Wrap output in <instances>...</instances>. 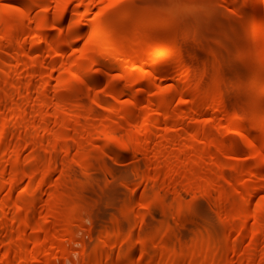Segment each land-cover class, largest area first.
I'll use <instances>...</instances> for the list:
<instances>
[{
	"label": "rangeland",
	"instance_id": "374dc122",
	"mask_svg": "<svg viewBox=\"0 0 264 264\" xmlns=\"http://www.w3.org/2000/svg\"><path fill=\"white\" fill-rule=\"evenodd\" d=\"M38 1L39 2H37L34 5L33 9L30 11L31 12L30 18H28L26 21L27 24L31 25V30L29 29V32H27V34H25L26 32L25 33L21 32V34H18L16 38L13 40H3L2 42H0V72L1 73L4 72L5 75L8 77V79L13 80V81L18 80V82L20 81L22 83H27L29 82L28 81L29 79L30 81H32L35 78L34 81L36 80L38 83L39 82L44 83L45 80H48L46 78L49 76L48 74L49 68H46V67L52 66L53 69L55 70L53 71V77L55 76L54 77L55 83L56 81L57 82L59 81L58 79L62 80V77L64 76H67L68 78L70 77L69 78L70 80L71 79V73H69L70 71L73 72L72 76L74 75L71 80L72 81L73 79L75 80V77L77 80L78 75L76 76V72H77L76 68H79L80 70L83 68V64H84L83 54L86 52V50L87 52L90 51V47L92 45V41L94 38L99 40L93 44L95 48L97 46L99 47L106 46L109 49H111L114 53H118L119 51H121L123 47H125L128 44V41L133 40V39L139 40V44L135 46L134 50L140 51L143 48L148 49L150 51L156 50L160 56L164 57L163 60L161 61L162 64H164L170 69V70L168 69L167 71H164L165 72L164 75L162 74L163 72L161 73L162 76H165V77H162L161 74L159 75L157 74L156 77L158 76V78L155 77L156 80H154L155 78H153V81H157L156 82L157 84L155 83V85L158 86V89L154 85L155 88L152 87L153 89V90L151 89L152 91L151 90H149L148 92L142 91L141 93H139V91H141L142 89V86L139 84L138 85L135 84L132 86V90H133L132 93L120 94L118 98H115L112 95H109V93L111 92H108V93L105 92L106 91L105 85L107 86L108 83L110 82L114 83L115 86L124 85L125 80L129 79L128 74L126 72L127 70L130 71V69L131 70L135 69L136 72L135 71L134 72L137 73L139 76H141L143 79L147 76V70L149 69L148 64L142 65L139 62L129 60L131 58H127V60L124 61V64L126 65L125 67L127 68L130 67V68H128L125 72L123 68L122 69L121 68L105 69V65L103 63L102 65L100 62H94L93 64L90 65L91 69L96 74L99 75L100 86L97 87V90H99V92L101 91L100 94H103L105 92L106 98L107 96H109L108 99H110L112 103H114L113 107L118 109V111L116 112H118L119 115L121 113L125 114L126 111L129 110V109L126 110V108L123 109V107H125L127 104H128L127 106L130 105L132 107H135L139 113L143 112L144 109L145 111H147L148 108L146 107L149 104L148 106L149 109L152 108L150 109V111H153L154 109V112L157 113L158 112L157 109L159 110L158 108L159 105L157 107L155 104L154 105L151 104L150 100H153L154 98H157L159 96L158 95L160 94L159 90L163 91L165 89V91H163L165 93H162V92L161 93L166 94V92H168L169 89L173 87L172 84L174 86L175 84L176 85L178 84L179 86L180 80L181 82L184 81L185 86H187L186 88H188L190 91L189 93H186L183 95V99L185 98L188 100L192 98V95L194 92L196 93V96L195 95L193 96L200 98L202 101L197 103L196 105H194L193 103L192 104L190 103L191 105L189 106L191 107L189 108L191 109L196 108V110L192 109L194 111L193 112L189 109V111L192 112L191 115L186 114L189 116L185 115L186 117L183 116L180 118L182 122L186 123L185 125L182 123V126L184 127V129L186 130L189 129L190 135L193 137L190 138L188 136L189 132H186V130L184 131L183 129L182 133L184 132L186 133L183 134L184 136L179 137V140H180L179 142L181 145H179L178 140H177L178 144L175 143L174 144L175 146H172L173 149L172 148L170 149H172V151L176 149L177 151V152H175V150L173 151V155H175V157L173 156L174 163H175L176 161H178V158H179L177 155L179 152L177 149L179 147L177 148V146H180V148H183L182 146H184L187 143L188 139L189 141H195L194 138L200 139L201 141H199V143L198 141H196V149L193 152L189 153L188 155L187 154L183 155V159H182L183 162L189 163L193 159L192 153L195 152L196 154L194 153V155L196 156L197 153L200 154V152L204 153L205 151H207L209 147H211L212 151L215 152L217 149L216 147H219L220 150L218 149L216 154L213 153V156L216 158L215 160H217L218 158L219 160L221 159L220 162L219 160L217 161L220 164L222 163L225 174H222V172L220 173L221 168L220 169L216 168V166L214 168L215 170L213 169L211 170V172L214 171L215 172V173L213 172L214 175L219 176V180L224 185L222 191L225 196L222 202L220 203L218 200L219 199L218 192L213 191L214 193H212V196L208 197L205 192L196 189L195 191L191 192L190 194L186 196V200L184 204L186 205L187 203L190 202L189 205H192V203L195 205L196 203L197 204L199 203L202 208V209L200 208V210L201 211L203 210V213L206 212L207 214H210L214 222H216V224L218 225V230L220 231V239H221L220 242L221 243L217 251L218 254L217 256H215V258L220 256V258H222L221 264H233L231 262L234 259H237L240 262V263L237 262L236 264H259L260 262H262L261 261L262 259L260 260V258L262 257V254H263L262 251L264 250V246L262 245L264 243V240L262 241V243L258 245L257 247L258 250L254 248L253 249L254 251H253L252 247L250 249V246H251L250 244L255 239L254 238L255 237L254 236V218L250 217L248 219V224L246 226V229H243L242 221L240 219V215L238 212V208L240 204L242 203V198H241L242 189L254 183L252 182V176H253L252 169L256 163V157L253 153V150L249 146V143L245 141V137L242 133L245 131L242 129V123L243 124L246 123L249 126L253 124V126L251 127H254V128L256 127L255 129L260 128V130L251 129L250 131L249 130L248 131L251 137L261 139L260 141L264 145V127L261 128L259 126H256L257 124L261 126L262 124H260V122L262 121L264 122V58L261 54H259L258 52L259 50H257L258 46H257V43H255L254 36H253V33H254L253 29L255 28L252 29V27H254L253 25L257 24V18L254 15L255 13H254V9L252 6V3L254 2V0H223L224 2L222 0L217 1L218 10H220L222 14H225V10L230 14L232 12L231 14L232 21L233 22L236 21L235 24H238L237 26L240 25L239 28H242L241 24L245 23V25L243 26V30L241 29V31H239L240 33L239 39L241 40H238L237 42H235V45H234L235 50L231 52L232 57H233L232 59H235L234 61L237 63V65H239L240 70H241L242 77L240 76L238 77V79L234 75L232 71L233 70L232 67L226 66L225 67L226 69L224 70L221 66L216 65L217 61L214 60L215 57L213 56L214 54H213V51H211V49H207L206 51L205 64L207 62L206 64L207 66L205 65L203 68H201L203 70L200 69L199 71L196 70L197 72H194L195 70L193 68H192L193 70H191V68H189L190 67L189 65L188 67L187 64H183L184 62L183 60H182L183 62H179L178 57L180 54H182L181 56L184 55L183 56L184 58L187 56V50L184 49L186 46L185 45L183 46L182 43L184 44L185 42H188V43H191L192 45H198V43L193 41L192 37L188 35V31L190 30V27L192 26L188 20L190 16H192L193 11L197 9L198 7H200L201 4L204 2V0H185L184 2L183 1L182 2L172 1L170 3H167L166 6L162 4H157V3L148 5V4H144L141 0H119L118 3H113V0H62V1L61 0H38ZM23 3H24L23 0H0V9L3 12L2 18L4 16V18H6L7 21L10 20V22L16 21V20L18 21V16L19 14H21L22 8L24 7L23 5L25 4ZM178 3L180 5H178ZM110 4L112 5L111 7L109 6ZM61 5L62 7L64 5H67L68 7L67 13L60 25L54 24L55 14H57V12L60 11V9L62 8ZM44 13L47 14V20L44 22L43 21L40 22L39 20L40 16ZM241 13H243L244 17L242 16ZM104 16L110 17V22L106 26H104L101 22ZM243 18L245 19L246 22H243ZM29 19L31 21H29L28 23ZM3 20L1 19L0 21V25H1L0 27L7 25L5 22V19ZM138 20H142V22H139ZM38 22L43 23V25H46L44 26L45 28H37L39 25ZM247 22L249 23V25ZM77 23L79 24V28L73 29L74 24H77ZM246 26L251 27V30H253L252 33H250L251 31H248V28ZM51 32L53 33V35H51ZM114 33H119V36H115ZM25 35L30 39H34V38L43 39L46 37L47 38L50 37V40L48 42L46 41L43 44L38 45V47L36 45H32V49L30 50L29 49L30 47L28 46L30 43L27 44L29 39H27ZM0 36H3V34L0 33ZM243 38L247 40V41L244 40L246 42V43L244 42L245 44L242 43ZM260 45L262 46V48H264V39L260 41ZM232 48L234 49V47ZM26 54H29V56L31 55L30 56L32 57L31 62H33L34 64L37 61L41 63V61L44 60L42 64L44 66L43 68L46 69L47 72L46 70L45 71L42 70L41 68L42 64L37 62L38 64H36V66L40 64V66L38 67H40L41 71L37 72L36 74H33L32 72L34 70L32 69L33 67L31 66L32 68H28L30 67V65L28 66L24 64V62H22L23 60H25L23 58H27L28 55ZM246 56L248 57L247 60H246ZM62 73H67V74H62ZM61 74L63 76H61ZM127 77L128 79H126ZM42 78H45V80L40 81V80H43ZM255 80H258L259 82L257 81L258 82L257 83L255 82ZM49 81H46V82H49ZM129 81H127L126 84H128ZM203 83L205 85H203ZM48 85L49 84H47V87L49 88L50 86ZM159 86H161L162 88H160ZM37 88L34 90V92L30 95L29 98H28L29 93L26 92L27 89L24 90V88H21L23 93L20 94L19 88L17 89L11 88L10 89L11 92L9 90L10 92L8 95L9 98L6 100L4 96L3 98L5 101L4 103L0 104V132H2L1 127L3 126V124H1V121L4 122L6 118H9V117L14 118L12 114V110H14V107L22 106L23 108L22 115L24 116V119H25V116L27 117L25 121L27 120L26 125H28L26 127H25V124L19 125V126L14 127L10 131L9 139H8L9 140L8 145H10L9 146L10 151L8 150L9 151L8 154L6 153V150H4L3 148H0V166L2 164L4 167L3 169H5L4 177L0 176L2 177V179H0L1 182L6 179H9L12 176L19 175V177H17L18 180L9 189L5 187L1 188L2 185L0 182V199L4 197L8 198L7 210H8V215H9L6 223H3L2 224L3 226L1 225L0 227V237L2 238L1 239L2 244L0 245V262L3 264L22 263L24 262V260H27V252L37 247H41V250L38 252V255H37V261H39V264H86L85 263L86 260L83 258V250H82L84 240L89 239L92 234L94 235L93 236L94 238L91 239V242H88V245H87V248H88L87 250H93L94 248L100 245L101 240H102V235L99 231L98 233L95 230L91 231L85 226H76L75 229L72 230V232L76 233L77 236L75 237V239L70 240V238L68 237V235L63 229L66 223L65 218L58 220L57 225L53 226L52 229L49 231H43L41 229H42V225L46 222H50L51 218L54 216L55 212L53 210V205L59 200L58 197L56 196L54 197L55 195L54 191L58 187V184H60L62 180H64L65 178L64 170L66 166L76 165L77 167H79L81 160H85L90 163L91 158L95 154L98 153V150H100V148L103 149V146L100 147V144L103 143L101 142L103 141V138H102L103 135H100V134H104V133L102 131L90 132L89 134L90 136H92L90 138L89 135L87 136L88 133L83 131L84 132V135H82L83 138L84 139L85 137L87 138V141L85 140L84 143L88 142V144H84L86 145V147L84 146H82L83 148L79 147L76 139H74L72 137L73 135H71V133L73 132L75 133L76 130L75 128L73 129V126L75 127L76 125L68 124L69 121L66 122L68 120L67 116H70L72 112L75 113L74 110L76 108L77 109L82 108V105H79L80 103L79 100L78 101L72 100V102L71 100H69V102L66 104L62 102L63 100L66 102L68 101L67 99H64L65 95L62 93H58V95L56 96L54 92L55 88H51L52 90L50 89L49 91H52V95L46 101L45 99H43V95H41L42 87L39 86V88L38 89ZM94 92L90 91L91 94L88 93L89 95L84 94L82 96L86 99V101L96 104L94 102L95 95H92V94H95ZM138 93L141 94V97L143 100H141V102L139 100V102L136 103L134 102V100ZM1 94L3 95V93L0 92V95ZM151 94H153L152 96L154 97V98L152 97V99L150 97ZM55 96L56 98H59L58 99L60 100L59 103H56L58 101L55 98ZM176 98L177 99L175 102V106H177V108L179 107V110L175 108L176 110L174 113L178 114L180 110L182 111L184 110L182 109L184 107L181 108V105L184 106L183 105L184 103L181 102L182 100L180 99V96L179 98L178 96H176ZM227 98H229V101H231L232 103L231 104L229 102L230 106H227V104L224 106L225 103L223 102V100L227 101L228 100ZM147 99L149 100V102L147 101ZM244 99H246L247 101L246 105L244 106V108L246 109L244 110L243 113H241L242 111L240 112L239 110H237V107L239 108L240 105L241 107L243 105L240 104L237 107H235L237 105L236 100L245 101ZM206 101H208V104H206ZM10 102H12V104H9ZM13 103H15V105ZM131 103H133V105H131ZM62 104H64V106ZM104 105L105 107H107L106 104ZM54 106L56 109L54 108ZM61 106L63 107V109L61 108ZM130 106L128 108H130ZM53 108L56 111L58 110V112H56L57 115L64 113L66 114V117L59 116L60 117L58 118L59 121H56L55 117L57 115L56 113H54ZM41 110L47 111V116L45 117L48 120L47 125L46 124L42 125L43 128L41 126H39L38 128L31 127L36 121L42 119V118H39L41 114ZM61 110H64L65 112L60 113ZM217 110L219 112H217ZM105 111L106 109L102 110V113H101L102 116H105L106 114H108V113H105ZM23 112L24 114L25 112L27 114L24 115ZM68 113H70V115H67ZM45 115L46 113L42 116H45ZM62 118L63 119L66 118V119L63 120ZM79 118L81 119V120L79 119L81 124L76 123L78 126L82 125L83 121L86 120V118L82 115H80ZM135 118H137L138 120L137 119L135 120ZM135 118L132 119L133 122L130 121V124L132 122L131 125L133 126L129 124L130 125L129 129L136 130V128L138 129L140 128V125H142L141 123L143 122L142 120L143 117H141V119L140 117H135ZM62 120H63V124H62ZM255 120H261V121L259 122ZM97 121H99L98 124L101 123L100 119H98ZM29 122H33V123L31 124ZM64 122H66L67 125L72 126V128L69 127L71 128L70 129L71 131L68 134L63 133V132L58 133L57 131V129L59 130L63 127L62 126L61 128H59L61 124L64 125ZM175 123L176 122L172 120L169 121V123H167L165 126L167 127V129L164 128V130L166 129V131H163V133L166 132L167 136H170V134L175 131V128L177 126V124ZM193 124H195L196 127H194ZM263 126H264V123H263ZM44 127H47V128L44 129ZM128 131L129 130L127 127L126 129L123 130V133H121L120 131L117 133L123 136V134L125 135ZM83 132L81 133L83 134ZM167 132L170 134H168ZM212 133L214 135V136L212 135L213 141L211 140V135H210ZM96 134L100 135V137ZM119 136L117 134V138H120ZM216 136L218 137L216 138ZM31 137L34 138L35 140L32 139ZM93 137L97 139L99 137V140L97 141ZM25 138L27 140H25ZM88 138L92 139L91 140L92 143L88 141ZM157 138L158 137L152 140L153 141L152 144L154 146H156L157 142L159 141L158 140L159 138L158 139ZM232 138H237L240 142L243 143L244 151L242 152H238V151L231 152L230 151L227 154L223 155L221 153L222 147L226 148V147L231 146L232 141H230V139ZM30 139L34 140V142L36 143L31 145L29 142ZM68 139L72 144V146L69 149L64 144V141H67ZM95 140L98 143L95 142ZM156 140L158 141L156 142ZM214 141L215 142L217 141V142L215 143ZM218 141H219V144H218ZM54 143H56V145L58 146V150H57L58 151L57 152L58 163L57 165L52 164L51 170L47 176L48 177L47 182L43 186H41L40 177L42 175V170L44 169V167L46 168L49 165L52 159V155H53L52 150L50 152L47 148L48 146L51 147ZM208 143L212 144L213 146L208 145V147H206ZM98 144H99V147H98ZM197 144L199 147L197 146ZM202 144L204 146V147L202 146L203 148L201 147ZM215 144H218V146H215ZM16 145L17 146L21 145L18 152L15 150L18 148ZM220 145H224V146H220ZM122 147L121 148L119 147L117 150L118 151L120 150V152L121 150L125 151L126 147L125 149L124 148L122 149ZM135 147L138 148V145L136 144L135 146H133V148L130 149L132 152L130 150L127 152L126 150V152L123 153L122 151V153L124 154L122 156L125 158H128L124 160L125 162L121 161L123 164L118 163V161L116 162V160H112V161L118 164L116 166H119V164H122L120 166H123L125 164V166L123 167H126V161H128L129 163L127 162V165L129 166L131 161L135 160L136 155L139 153V150L138 151L135 150L136 149ZM200 147L202 151L198 150L200 149ZM84 148L86 149V151L84 150ZM133 149L135 151H133ZM83 151H85L86 153ZM89 151H91L93 154ZM87 152L91 153V156ZM148 152H151V151H148ZM148 152H146L145 155L148 156L147 160H149L150 158L148 162L152 163L151 165L152 167L154 165V161H151V160L154 159V153L151 152L152 153L151 154ZM37 153H41L40 158H36L35 155ZM122 153L118 152V155L120 156ZM134 153L136 155H134ZM6 154L7 156L5 158ZM85 154H88L86 155L87 157L85 156ZM108 154L111 155V151L108 152L107 155ZM112 154L116 155V152L115 154L114 153ZM215 155L218 157H216ZM221 155H223V157H221ZM147 156H143V157L146 158ZM188 156L190 158H188ZM110 157L113 159L112 156H109V158ZM16 158H21L22 160H24V169H23L24 171L21 172L17 169ZM111 158H110V161H111ZM209 158H207L208 163L211 162ZM165 160L164 161L162 160L159 163L160 165L159 167L162 168L161 170L164 172L166 177L163 176L162 171H159V172H162L160 175H162L164 178H167L166 182H163L165 179L162 181L163 183H167L168 180L171 178V176H169V174L167 173L168 167L166 164V162L170 163V161L169 159H165ZM263 160H264V155H263ZM235 161L238 164H240L238 165L236 163L237 168H235V163H234ZM178 162H180V160ZM178 162L177 164L175 163L176 166L181 165V163H178ZM142 163H143L142 165H145L146 162L144 163L143 161ZM169 163L168 165H170ZM136 167L137 169L139 168V166H131L130 169L132 170L130 171L136 170ZM189 168H191V166H189L188 169H186L187 172H189ZM180 170L182 171L183 169L181 168ZM209 172L210 170H208L206 173H203L204 175L203 179H205V181L209 180L212 177L211 173ZM183 173H182V177L181 175L179 177L180 179L179 182L180 184L182 182L181 185H183L182 187H184V190H186L187 183L184 180L185 177H183ZM186 173H184V175ZM162 176H160L159 184L160 183L162 184L161 182L162 180L161 178H163ZM121 178L122 177H117L116 180L119 182L121 181L123 185V178L122 179ZM116 180L114 179L113 183L109 182L110 185L114 184ZM148 180L149 181H146V182L139 180L140 183L138 181H136V183L134 182V187L138 183L141 186V188L140 186L135 187L134 188L135 190H133V183L132 185L130 184L131 186L128 188V192L126 193H129V192L135 193L136 191L138 195H135V198H137L136 196H138L139 198L140 192L144 190L143 184L144 183L146 184L147 182L151 183V179H148ZM29 183H33V187L35 191L32 194H26L24 196L25 202L23 201L24 202L23 204L26 206H28L29 204L31 205L27 209V212L31 219H33L34 217H37V221H36L37 223L35 224V228L25 230L23 228V223H21L22 218L17 215L18 209L16 208V206H14L13 201L18 196L19 194L18 192L24 189ZM116 183L114 185H117L118 192L121 193L122 185H120L121 183H117V184ZM195 183H194V186L196 187ZM101 184H102L101 186H103L105 182L101 181ZM114 185H111V186H114ZM166 185H168V183ZM123 187L125 186H122V189ZM86 188L89 192L91 191L94 192L95 190V188L92 189L93 187H91V185H88ZM125 191H124V194H125ZM150 193H153V192H150ZM170 194H172V192H170L169 195ZM119 195H121V198L125 196V195H122V193ZM170 197L171 196H169V198ZM135 198L133 199V201H130L129 203L130 206L128 205V209L132 207V211H134L133 213H135V210L137 209V205H138V203L136 205L135 204L136 202H134L136 200ZM260 198L261 196L259 194L253 195V198L250 200V204L253 205L251 206L252 208L255 205H257V202L259 203V201L261 200ZM199 204L198 206H200ZM188 207H191V206H188ZM188 207L187 205L185 206V208H188ZM132 211L130 209L131 213ZM110 214H111V210L109 209L108 212L105 214L106 215L105 217L108 218ZM0 215H1V210H0ZM2 218L4 219L3 216L0 217V219ZM84 218H86V216H84ZM9 220H11V223ZM105 223L107 224V222ZM11 224L13 225L11 227L12 230L11 228L8 227V225L11 226ZM138 227L139 225L136 226L137 228L136 232H139ZM30 232L31 234L33 233L37 235V241L30 240L28 242L27 241L24 242L22 239L26 235H28V233L30 234ZM152 233L153 235H155V232H152ZM111 236H112V232H110L109 236L107 237L108 240H106V243H105L108 250H110L109 253L106 254L104 257V261L106 262V264H113L114 255L120 253L118 252L119 250L116 248H119L121 246L117 247L116 245L112 244L111 240H109ZM204 240H205V243L203 242V244L206 245L207 239L204 238ZM175 241L177 242V239H174V242ZM177 243H174V244H177ZM128 244H130V246ZM128 244H127L128 246L126 245L127 247L125 246V244L122 245L126 249L124 250L125 256L121 258V261H122L121 264H135L138 258L140 257L141 247L140 246L138 247L136 245H131L133 244V242H129ZM19 247L22 249L21 260L20 261L7 260L6 257L8 255L9 256L12 255L14 248L19 249ZM67 247H72V251L70 253L71 260L65 258L63 254V251ZM124 247L121 249L119 248L120 251L124 249ZM164 249L165 248L163 249L158 248L154 252H151L150 255L147 254V256L146 255L145 256L146 258H151L153 260H156V264H158L160 261L162 262V259L163 260L164 259L166 260V258L168 259V257L164 258V253L167 251V250L164 251ZM255 251L258 252L259 253L258 256L259 257L261 256V257L258 259L259 262L257 261V263H252L251 262L252 260L250 258L251 255H249V253L251 254L252 252L256 253ZM187 258H188L187 256L186 258H184V255H183L184 260H186ZM31 264H35V263H31ZM90 264H92V262ZM116 264H120V263H116Z\"/></svg>",
	"mask_w": 264,
	"mask_h": 264
},
{
	"label": "bare ground",
	"instance_id": "6f19581e",
	"mask_svg": "<svg viewBox=\"0 0 264 264\" xmlns=\"http://www.w3.org/2000/svg\"><path fill=\"white\" fill-rule=\"evenodd\" d=\"M141 1L144 4H148V5L153 4V3H157V4H162V5L166 6L167 3H170L172 1H174V2L175 1H180V2L183 1L184 2L185 0H141ZM217 1L218 0H204V2L201 4V6L193 11L192 16H190V18L188 20L189 23L192 25L190 27V30L188 31V35L190 37H192V40L195 41L196 43H198V45H192L191 43H188V42H185L184 44L182 43L183 46L184 45L186 46L184 49L187 50V56L184 58L183 57L184 55L181 56L182 54H180L178 59H179V62L184 61L183 64H187V66L189 65L190 67L189 66L188 67L191 68V70L194 69L195 70L194 72H197L207 64V62L205 64L206 51H207V49H211V51H213V54H214L213 56L215 57L214 60L217 61L216 65L221 66L224 70L226 69L225 68L226 66L232 67L233 68L232 71L238 79V77L241 76V70H240L239 65H237V63L234 61L235 59H232L233 57H232L231 52L233 50H235V46H234L235 42H237L238 40H241V39H239V34H240L239 31H241V29L243 30V26L245 25V23H243V22H246V21L243 18V22H242L243 24L240 23L242 28H239L240 25L237 26L238 24H235L236 21L235 22L232 21V15H231L232 12L230 14L225 10V14H222V12L220 10H218ZM23 2L25 4L23 3L24 7L22 8L21 14H19V16H18V21L16 20V21L10 22V20L7 21V19L4 18V16L2 18L3 12L0 9V21H1V19L2 20L5 19V22L7 24V25L0 27V33L3 34V36H0V42H2L3 40H13L16 38V36L18 34H21V32L22 33L26 32L25 34H27V32H29V29L31 30V25L27 24L26 21L28 18H30V15H31L30 11L33 9L34 5L39 1L38 0H23ZM223 2H221V3H223ZM179 3H178V5H180ZM252 6L254 9V13H255L254 15L257 18V24L253 25L254 27H252V25H251L252 29L255 28V29H253L254 30L253 36H254L255 43H257V46H258L257 50H259L258 51L259 54H261L264 58V48H262V46L260 45V41L264 39V0H254V2L252 3ZM61 7H62V5H61ZM67 8H68L67 5H64L60 9V11H58L57 14H55L54 24L60 25L62 23L65 15L67 13ZM226 12H227V14H226ZM241 14L243 16V13H241ZM233 15H235V14H233ZM39 20H40V22L46 21L47 20V14H45V13L42 14L40 16ZM29 21H31V20L29 19L28 23H29ZM138 21L142 22V20H138ZM7 22H9V23H7ZM40 22H38L39 25L37 28H45L44 26H46V25H43V23H40ZM101 22L104 26H106L110 22V17L104 16L102 18ZM248 25H249V23H248ZM249 27L250 26L247 27L248 31H251L250 33H252L253 30H251V27L249 29ZM78 28H79V24L78 23L74 24L73 29H78ZM114 34H115V36H119V33H114ZM51 35H53L52 32H51ZM25 37L27 39H29L27 44L28 43L31 44V46H30V44L28 45L30 47L29 48L30 50L32 49V45H36L38 47V45L43 44L46 41L48 42L50 40V37H48V38L46 37L43 39H40V38L36 39L34 37H33L34 39H30L26 35H25ZM240 38H242V37H240ZM242 40H243L242 43L247 41V40H245V38H243ZM97 41H99V40L94 38L92 41V45L90 47V51L87 52V50H86V52L84 54L82 53L84 55V58H83L84 64H83V68L80 67V68H82L81 70L79 68H76L77 69L76 70L77 71L76 76L78 75L77 80H76V77H75V80L74 79H73V81L71 80L74 75L72 76L73 72L70 71L69 72V73H71V79L70 80H69L70 77L68 78L67 76H64V77H62V80L58 79L59 81L58 82L56 81V83H57L56 84L55 79H54L55 76L53 77V71H55V70L53 69L52 66L46 67V68H49L48 74H49L50 78L48 75H47L48 77L46 78L48 80H45V78H42L43 80H40V81L45 80L44 83H41V82L38 83L36 80H35L36 81L35 82L34 81L35 78L32 81H30V79H29L28 80L29 82L25 81L27 83H22L20 81L18 82V80L13 81V80L8 79V77L5 75L4 72L3 73L0 72V92L3 93V95L2 94L0 95V104L4 103V101H5L3 98L4 96H5L6 100L9 98L8 95L11 92V90H10L11 88H16V89L19 88L20 94L23 93L21 88H24V90L27 89L26 92L29 93L28 94V98H29L30 95L34 92V90L37 87L39 88V86H40V87H42V90H41L42 94L40 92L39 93L41 95H43V99H45L46 101L52 95V91H49V90L51 88H55L54 92H55L56 96L58 95V93H62L65 95L64 99L68 100L67 102L64 100L62 102L67 104L69 102V100H71V102H72V100H77V101L79 100V102H80L79 105H82V108L78 107L79 109L76 108L74 110L75 113L72 112L73 114L71 113V115H70V113H68L67 115H70V116H67L68 120L66 121V122L69 121L68 124H70V125L71 124L76 125L75 127L73 126V129L75 128L76 131H75V133L74 132L71 133V135H73L72 137L74 139H76L79 147H82V146L86 147V145H84V144H88V142L84 143L85 140L87 141V138L86 137H85V139L83 138V136H82V135H84L83 131L88 133L87 136L88 135L90 136V134H89L90 132L102 131L104 133V134H100V135H103V137H102L103 141L100 140L101 142H103V143H101L103 145L100 144V147L103 146V149L102 148H100V150L97 149L98 153L95 154L91 158V160H90L91 164L85 160H81V159H83V158H81L79 167H77L76 165L66 166V168L64 170L65 178H64V180H62V182L60 184H58V187L54 191L55 192L54 197L56 196L59 198V200L53 205V210L55 212L54 216L51 218L50 222H46L42 225L41 230L49 231L52 229L53 226L57 225L58 220L65 218L66 223H65L63 229L66 232V234L68 235V237L70 238V240L75 239V237L77 236L76 233L72 232V230H74L76 226H85L86 228L90 229L91 231H94V230L97 232L99 231L102 235V240H101V243L98 247L94 248L93 250H87L88 249L87 248L88 242H91V239L94 238L93 234L91 235V237L89 239L84 240L82 250H83V258L86 260V262H85L86 264H90L91 262H92V264H106V262L104 261V257L106 254L109 253L110 250H108L105 243H106V240H108L107 237L109 236L110 232H112V236L109 238V240H111L112 244L116 245L117 247L121 246V247H119L120 249L124 247L122 245L125 244V246H126L129 242H133V244H131V245H136L138 247L139 246L141 247L140 257L138 258V260L135 264H156V260H153L151 258H146V256H147V254L150 255L151 252H154L158 248H162V249L165 248L164 251L165 250H167V251L164 253V258L168 257V259L166 258V260L162 259V262L160 261L158 264H207V263H209V264H221L222 258H220L219 255H218L219 257L215 258V256H217V254H218L217 251H218V249L220 247V243H221L220 242V240H221L220 239V231L218 230V225L216 224V222H214V220L210 214H207L206 212L203 213V210L202 211L200 210L201 205L199 203L198 204L200 206H198L197 203L195 205L192 203V205H193L192 206V205H189L190 204V202H189L186 205H187V207L188 206H191V207H188V208H185L186 205L184 204V202L186 200V196L188 194H190L191 192L195 191L196 189L205 192L208 197H211L212 193L218 192V194H219L218 200L220 203L222 202V200L225 196L223 194V191H222L224 185L219 180V176L214 175V173H215L214 171H213L214 173L211 172V170H213L216 166V168H219V169L221 168L220 173L222 172V174H225L222 163L221 164L219 163L221 159L219 160V158H218L217 159V160H219V162H218L217 160H215L216 158L213 156V153L216 154L217 150L218 149L220 150V148L216 147L217 149L214 152V151H212V148L209 147L208 150L206 149L207 151H205L204 153L200 152V154L197 153L196 156L194 155V153H195L194 152V153H192L193 159L190 155L192 160L189 163H184L182 160L183 155H186V154L188 155L189 153L193 152L196 149V141H198V143H199V141H201L200 139H196V138H194L195 141H189V139H188L187 143L184 145L185 147L182 146L183 148H180V146H177V148L179 147L177 149L179 152H178V154L177 153L176 154L178 155V157H179L178 161L180 160V162L175 160L176 161L175 163L176 164H177V162L181 163V165H177V166L174 163L175 155H173V151L174 150H175V152H177V151H176V149H174L172 151V149H173L172 146H175L174 144L177 143V140H178L179 145H181L179 142L180 141L179 137L184 136L183 135L184 133L189 132L188 128H187L188 130H186L182 126V123L184 125L186 123L182 122L180 118L185 116L186 114L191 115V113H192L191 111H193L192 109H194V108H192V109L189 108V107H191L189 105H191L192 103L194 105H196L197 103L201 102L202 100L198 97H195L196 96L195 92L193 93V95H195V96L192 95L193 99L192 98H190L191 100L190 99L187 100L185 98L183 99V95L186 93H189L190 91L188 88H186L187 86H185L184 81L181 82V80H180L179 86H178V84L177 85L175 84V86L172 84L173 87L171 89H169V91L166 90V91H168V92H166V94H162V93H165V92H163V91H165V89H164L163 91L159 90L160 94H158L159 96L157 98H154L152 96L154 93L150 95L151 99H152V97L154 98L153 100H150L151 101L150 103L153 105L155 104L157 107L159 105V107H158L159 110L157 109V111H158L157 113L154 112V109H153V111H150V109H152V108L149 109L148 103H147L148 106L146 108H148L149 110L147 109V111H145V109H144L145 112L143 110H141V111H143V112H141L142 114L139 113L135 107H132L129 105L130 108L131 107L132 108L131 109L128 108L129 106H127L128 105L127 104L125 107H123V109L126 108V110L127 109H129V110H127V111L125 110L126 111L125 114L121 113L119 115V113L116 112V111H118V109L113 107L114 103H112V101L110 99H108L109 96H107V98H106L105 92H107V93L111 92V93H109V95H112L113 97L118 98L120 94L132 93L133 92L132 86L135 84H137V85L139 84L142 86V89H141V91H139V93H141L142 91L148 92L149 90L152 89V87L155 88V86L158 89V86L155 85V83L157 81H153V78H155L157 74L159 75L162 72H163L162 74L164 75V73H165L164 71H167L169 68L167 66H165L164 64H162L161 61L163 60L164 57L160 56L156 50L150 51V50L145 49V48H143L140 51L134 50L135 46H137L139 44L138 39H133V40L128 41V44L125 47H123V49L121 51H119L118 53H114L111 49H109L106 46H101V47L97 46L95 48V46H93V44ZM246 46H247V44H246ZM232 47H234V49ZM133 53H134V55H133ZM26 55H28L27 58H23L25 60L22 59L23 60L22 62H24V64H26L28 66L30 65V67H28V66H26V67H28V68L33 67L32 68V69H34L32 71L33 74L40 72L41 69L38 66H40V64H42V62L44 60L41 61V63L36 60L38 63H40L39 65L36 66V64H38V63L36 62L34 64L33 62H31L32 61V57H30L31 55L30 56H29V54H26ZM127 58H131L129 60L139 62L142 65L143 64L149 65V69L147 70V76L144 79L141 76H139L137 73H135L136 72L135 69L134 70L130 69V71L127 70L128 68H130V67H128V68L125 67L126 65L124 64V61L127 60ZM247 59H248V57L246 56V60ZM48 61H46V62H48ZM101 61H103V62H101ZM94 62H100L101 64L103 63L105 65V69H108V68H121L122 69L123 68L124 72L127 70L126 72L128 74L130 81L127 77L126 79H128V80H125V84L122 86H115L114 83L110 82V83H108L107 86L105 85L106 91L103 94H100L101 91L99 92V90H97V87L100 86L99 75L96 74L90 67V65L93 64ZM217 63H219V64H217ZM41 66H42L41 67L42 70L45 71L46 69L43 68L44 67L43 64ZM76 67H78V66H76ZM201 70H203V69H201ZM209 70H211V69H209ZM46 72H47V70H46ZM62 74H67V73H62ZM62 74H61V76H63ZM162 74H161V76H162ZM33 77H34V75H33ZM162 77H165V76H162ZM156 78H158V76ZM156 78L154 80H156ZM49 79H50V81H49ZM46 81H49V82H46ZM127 81H129L128 84H126ZM257 81L258 80H255V82H257ZM209 82H210V80H209ZM204 83H203V85H205ZM47 84H49L48 85V86H50L49 88L47 87ZM161 86H159V87L162 88ZM189 88H190V86H189ZM9 90H10V92H9ZM90 91H93V92L95 91L94 92L95 94H92V95H95L94 96V102L96 104L91 103L89 101H86V99L82 96L84 94L85 95L91 94ZM24 93H25V91H24ZM139 93L136 95L135 100H134V102H136V103H138L139 100H140V102H141V100H143L141 97V94H139ZM53 95H54V93H53ZM33 96H35V95H33ZM56 96H55V98H56ZM176 96H178V98L180 96V99L182 100L181 102L184 103L183 104L184 106L181 105V108L184 107V108H182L184 110L183 111L180 110L181 112L179 111L178 114L179 113H181V114H179V115L177 113H174L176 110L175 108H177V106H175V102L177 99ZM56 99L58 101L56 103H59V101H60V100H58L59 98H56ZM148 99H147V101L149 102ZM227 99H228L227 101L223 100V102L225 103L224 106L226 104H227V106H230L229 102L231 103V101H229V98H227ZM244 100L245 101L236 100L237 105L235 107L242 104L243 105L242 107L244 108V106L247 103L246 99H244ZM203 102H205V101H203ZM76 103H78V102H76ZM182 103H180V104H182ZM9 104H12V102H10ZM13 104L15 105V103H13ZM104 104H106L107 107H105ZM206 104H208V101H206ZM62 105L64 106V104H62ZM131 105H133V103H131ZM55 106H54V108H55ZM47 107H48V105H47ZM157 107H155V108H157ZM242 107H241V105L239 106L240 109L237 107V110H239L240 112L242 111L241 113H243L244 110L246 109V108L243 109ZM61 108L63 109L62 106H61ZM22 109H23L22 106L14 107V110L11 109L14 118L9 117V118H6V120L4 122L1 121V124H3V126L1 127L2 132H0L1 133V135H0V148H3L4 150H6L7 154L10 151L9 150L10 145H8V141H9L8 139H9L10 131L14 127L19 126V125L25 124V127L28 126V125H26L27 120L25 121V119L27 117L25 116V119H24V116L22 115V111H23ZM55 109H54V113L58 112V110L56 111ZM104 109H106V111H107V112L105 111V113H108V114H106V115L104 114L105 116H102L101 113H102V110H104ZM177 109L179 110V107ZM189 109L191 111H189ZM76 110H78V111H76ZM194 110H196V108ZM42 111L43 110H41V114L39 112V114H40L39 118H42V119L36 121L33 124V126L30 125L31 127L38 128L39 126L42 127V125H44V124L47 125L48 120H47V118H45L47 116V111H43V113H42ZM188 111H189V113H188ZM61 112H65V111L61 110L60 113ZM217 112H219V111L217 110ZM45 113H46V115L42 116ZM236 113H238V112H236ZM23 114H24V112H23ZM26 114L27 113L25 112L24 115H26ZM56 115H57V113H56ZM80 115L84 116L86 118V120L83 121L82 125L78 126L76 123L81 124V122H80L81 119L79 118ZM189 115H186V116H189ZM59 116L66 117V114H64V113L58 114L55 117L56 121H59L58 120V118H60ZM135 117H140V119H141V117H143V119H142L143 122L141 123L142 125H140V128H138V129L134 126L136 128V130L129 129L130 125L133 122L132 119ZM64 119H66V118H64ZM98 119L101 120L100 121L101 123H99V124H98L99 121H97ZM136 119L137 118H135V120ZM63 120H62V124H63ZM171 120L176 122L175 124H177V126H176L175 131L173 133L170 134L167 132L168 134H170V136H167L166 132L163 133V131H166L167 127H165V126ZM130 121H132L131 124H130ZM255 121L260 122L261 120H255ZM66 122H64V125H62L60 123L61 126L59 128H61L62 126L63 127L61 129H59L60 131L57 129L58 133L63 132V133L68 134L71 131L70 129L72 128V126L67 125ZM29 123L32 124L33 122H29ZM263 123L264 122L262 121V122H260V124H262L261 126L258 124L256 126L263 128L264 127ZM193 125H194V127H196L195 124H193ZM131 126H133V125H131ZM251 126H253V124ZM251 126L247 125L246 123H244V124L242 123V129L245 130L244 132H242L244 137H245V141L249 143V146L252 148L253 153L256 157V163L252 169V171H253L252 182H254V183H252L251 185L246 186L245 188L242 189V191H241L242 203L240 204V206L238 208V212L240 215V219L242 221L243 229H246V226L248 224V219L250 217L254 218V236H255L254 238L255 239L251 242V244L249 243L251 245V246L249 245L250 249L252 247V250H253L254 248L257 249L258 245L260 243H262V241L264 240V173H263V171H264V160H263L264 145L261 143V141H260L261 139L253 138L250 136L249 131L251 129L260 130L259 127H257L259 129H255L256 127L254 128ZM47 127H44V129H46ZM69 127H71V128H69ZM127 127H128L129 131L125 135L123 134V136H122L121 134L117 133L119 131L121 133H123V130L126 129ZM246 127L249 129H247ZM164 128H166V129L164 130ZM172 129H174V128H172ZM183 129H184V131L186 130V132L182 133ZM81 132H83V134ZM181 133H182V135H181ZM117 134H118V136L121 135L122 137L119 136L120 138H117ZM165 134H166V136H165ZM188 134H189L188 136L190 138L193 137L190 135V132ZM93 135H94V133H93ZM96 135H98V134H96ZM100 135H98V136L100 137ZM210 135H211V140H212L213 139V137H212L213 133ZM43 137H45V136H43ZM91 137L92 136H90V138ZM99 137H98V139L94 138V137L93 138L98 141ZM156 137L159 138V139L157 138L159 141L156 140V142L157 141L158 142H157L156 146H154L152 144L153 143L152 140L155 139ZM217 137L218 136H216V138ZM231 137H232V135H231ZM231 137H229V138H231ZM90 138H88L89 142H91V140H92ZM258 138H260V137H258ZM32 139H34V138H32ZM32 139L29 140L31 145L36 143V142H34L35 139L34 140H32ZM83 139H84V141H83ZM94 139H93V141H94ZM25 140H27V139L25 138ZM96 140H95V142H97ZM190 140H192V139H190ZM214 140H215V138H214ZM230 141H232L231 146L228 145L229 147H226V148L222 147L221 153L223 155L227 154L230 151L231 152L232 151H238V152L244 151L243 143L240 142L237 138H232V139H230ZM95 142H94V144H95ZM211 143H213V142H211ZM64 144L68 149L72 146L69 139L67 141H64ZM120 144H121V146H120ZM136 144L138 145V148L135 147L136 148L135 150H137V151L139 150V153L136 152V153H138L137 155L134 153V155H136L135 160L131 161L129 166L127 165L128 161H126V167H123V166H125V164L123 166H120L123 164L121 161L128 159V158H125L122 156V155H124L123 153L126 152V150L128 152ZM218 144H219V141H218ZM218 144H215V146H218ZM91 145H93V144H91ZM117 145H118V147H117ZM122 145H123V147H122ZM208 145L210 146L212 144L208 143L207 146L206 145L205 146L208 147ZM20 146H17L18 148L16 147L17 149H15V150L17 152L19 151ZM95 146H97V145H95ZM197 146H198V144H197ZM202 146H203V144L201 145V147ZM220 146H224V145H220ZM98 147H99V144H98ZM119 147L120 148L122 147V149L123 148L125 149V147H126V149H125V151L121 150V152H120V150L119 151L117 150ZM201 147H200V149H198L199 151L200 150L202 151ZM170 148H172V149H170ZM47 149L50 152L52 150L53 155H52V159H51L49 165L46 168L44 167V169L42 170V175L40 177L41 186H43L47 182V178H48L47 176L51 170L52 164L57 165V163H58V157H57L58 146L56 145V143H54L51 147L48 146ZM169 149L171 150V152ZM84 150L86 151L85 148H84ZM113 150L116 152V155L112 154V153L115 154V152ZM135 150L133 149V151H135ZM85 151H83V152H85ZM110 151H111V155H109L110 153L108 155L113 157V159L110 157L111 161H110L109 156L107 155V153ZM122 151H123V153H122ZM145 151L146 152L151 151L152 153H154V159L152 158L153 160H151V161H154V165L152 167H151L152 163L148 162L150 160V158H149V160H147L148 156L145 155V153H146ZM211 151H212V153H211ZM89 152H91V151H89ZM89 152H87V153H89ZM118 152L122 153V154L119 156ZM151 152H148V153H151ZM91 153H89L90 156H91ZM219 153H220V151H219ZM7 154L5 155V158H6ZM86 155H88V154H85V156ZM177 155H176V157H177ZM223 155H221V157H223ZM35 156H36V158H40L41 153H37ZM143 156H147V157L144 158ZM114 157H115V159H114ZM190 157L188 156V158H190ZM216 157H218V156H216ZM123 158H125V159H123ZM207 158H209V160L211 161L210 163H208ZM165 159H169V161H170V163L166 162L167 167H168L167 173L169 174V176H171V178L167 182L168 185H166L167 183H163V182H166L167 178L163 177V176H165V174L161 170L162 168L159 167L160 166L159 163L162 160L164 161ZM112 160H116V162L118 161V163H122V164H119L120 167L116 166L118 164H116ZM129 160H131V159H129ZM143 161H144V163L146 162L145 165H142ZM165 161H167V160H165ZM168 163L170 165H168ZM234 163H235V168H237V166H236L237 162L235 161ZM166 164H165V166H166ZM94 165H95V167H94ZM238 165H240V164H238ZM131 166H139V168L137 169V167H136V170L133 169L134 171H130V170H132V169H130ZM189 166H191L192 169L189 168V172H187L186 169H188ZM16 167L19 171H21V172L24 171L23 170L24 169V160H22L21 158H16ZM3 168L4 167L1 164L0 176H2V177H4V174H5V169H3ZM181 168L183 169L182 171L180 170ZM1 170H3V171H1ZM208 170H210L209 173H211L212 177L209 175L211 178L209 177L210 178L209 180H207V178H206L207 181H205V179H203V177H204L203 173H206ZM159 171L163 172V176L160 175L162 172H159ZM180 171L182 173H183V171H184V173L187 172L185 175L183 173V177H185L184 180L187 183L186 190H184V187H182L183 186V185H181L182 182H181V184L179 182L180 175L182 177V173ZM220 173H218V174H220ZM160 176L163 177V178H161L162 179L161 182L165 179L162 182L164 187L161 183H160L161 185L159 184ZM2 177H0V179H2ZM17 177H19V175L18 176H12L9 179H6L2 182L0 180L1 185H2L1 188H4V187L8 188V189L11 188V186H13L15 184V182L18 180ZM117 177L123 178V185H122L121 181L119 182L116 180ZM205 177H206V175H205ZM114 179L117 181V183H121L120 185L125 186V187H123V189L124 188L126 189V191L124 189L125 194H124V191H123L122 186H121V190H122L121 193H122V195H125L122 198H121V195H119L121 193L118 192L117 185H114L116 183V181L114 184H111L114 186L110 185V183L114 182L113 181ZM138 179L140 181L142 180L144 182L149 181L148 179H151V183L147 182L146 184L145 183L143 184L141 182L143 184L144 190H142L143 192L142 191L140 192L139 198H138V196H136L137 198H135V195H138V193L136 191H135L136 194L134 192H131V193L130 192L126 193V192H128V188L132 185V183H133V190H135L134 189L135 187L140 186L139 185L140 181ZM101 181L105 182V184L103 186H101L102 185ZM136 181H138L139 183L137 182L138 184H136L134 187V182L136 183ZM194 183L196 184V187L194 186ZM88 185H91V187H93L92 189L95 188L94 192H92V191L89 192L87 190L86 187ZM94 185H95V187H94ZM165 185H166V187H165ZM140 188H141V186H140ZM182 188H183V190H182ZM137 189H139V188H137ZM34 191H35V189L33 187V183H29L24 189H22L20 192H18L19 193L18 196L13 201L14 206H16V208L18 209L17 215L22 218L21 223H23V228L25 230L35 228V224L37 223L36 222L37 217H34L33 219H31L28 215L27 209L31 205L29 204L28 206H26L23 204L25 202L24 196L26 194H32V193H34ZM150 192H153V193H150ZM170 192H172L173 196H172V194L169 195ZM141 193H142V195H141ZM256 194H259L261 196V198H260L261 200L259 201V203L257 202V205L254 204L255 206L252 208L251 206H253V205L250 204V200L253 198V195H256ZM169 196H171V197L169 198ZM6 198L7 197L0 199L1 215L4 217V219L2 218L3 221H2V219H0V227L3 223H6V221L8 220V217H9L8 210H7L8 198H7V200H6ZM134 198L136 199L134 201V202H136L135 204L137 205V203H138L137 209L136 210L134 209L135 213H133L134 211H132V207H130L128 209V205L130 206V204H129L130 201H133ZM109 209L111 210V214L108 218H106L105 214L108 212ZM130 209H131L132 213L130 212ZM1 215H0V217H2ZM84 216H86V218H84ZM9 221L11 223V220H9ZM12 222H13V220H12ZM105 222H107V224ZM132 224H133V226H132ZM9 225H8L9 228H11L13 226L12 224H11V226H9ZM135 225L136 226L139 225V227H138L139 232H136L137 228ZM11 230H12V228H11ZM152 232H155V235H153ZM204 238L207 239L206 242L208 244L206 243V245L203 244V242L205 243ZM1 239L2 238L0 237V245L2 244ZM174 239H177V242H179L180 244L177 243L176 241L174 242ZM22 240L24 242H26V241L28 242L30 240L37 241V235L33 234V233L31 234V232H30V234L28 233V235H26ZM88 240H90V241H88ZM174 243H177V244H174ZM128 245L130 246V244H128ZM262 245L264 246V243ZM119 248H116L119 250L118 252H120V253L114 255L113 264H116V263L121 264V262H122L121 258H123L125 256L124 250L126 248L124 247V249H122L123 251L122 250L120 251ZM40 250H41V247H37V248L27 252V260H24V262L19 263V264H31V263L39 264V261H37V255H38V252ZM213 250H215V251H213ZM71 251H72V247H67L63 251L65 258L71 260V258H70ZM21 253H22V249L20 247H19V249L14 248L12 255L11 256L8 255L6 257V259L10 260V261H12V260L13 261H17V260L20 261L21 257H22ZM256 253H254V252H252V254L249 253V255H251V257L250 256L249 257L251 258L252 263H257L258 259L261 257V256L260 257L258 256V254H259L258 252H256ZM262 253H263L262 257L260 258V260L262 259L261 260L262 262H260L259 264H264V250L262 251ZM203 254H205V255H203ZM183 255H184V258H186V256L188 258L186 260H184ZM218 259H220V260H218ZM249 261H250V259H249ZM237 262L240 263L237 259H234L231 263L236 264ZM0 264H3V263L0 262Z\"/></svg>",
	"mask_w": 264,
	"mask_h": 264
},
{
	"label": "snow or ice",
	"instance_id": "6c2138e0",
	"mask_svg": "<svg viewBox=\"0 0 264 264\" xmlns=\"http://www.w3.org/2000/svg\"><path fill=\"white\" fill-rule=\"evenodd\" d=\"M119 0H113V3H118ZM110 7L112 6L111 4L109 5Z\"/></svg>",
	"mask_w": 264,
	"mask_h": 264
}]
</instances>
